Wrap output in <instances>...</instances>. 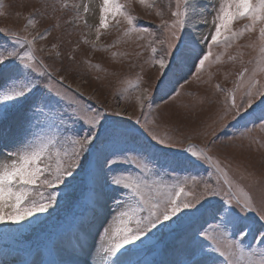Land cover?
Here are the masks:
<instances>
[{
  "label": "snow or ice",
  "instance_id": "snow-or-ice-1",
  "mask_svg": "<svg viewBox=\"0 0 264 264\" xmlns=\"http://www.w3.org/2000/svg\"><path fill=\"white\" fill-rule=\"evenodd\" d=\"M138 2L155 10L160 18L156 26L159 32L139 24L120 0H103L96 31L99 39L100 29L109 27V17H122L126 24L123 37L151 38L146 45L151 52L146 62L158 66V73L156 80L136 97L142 110L145 105L151 108L157 80L172 84V94L165 93L167 104L191 78L199 80L207 67L221 62L222 54L214 53L215 48H231L257 26L259 52L264 57V0H220L207 33L197 31L200 25L209 24L207 15L196 18L200 0H168L166 10L157 7L156 0ZM60 7L67 9L69 5L62 2ZM72 7L79 18L80 6ZM84 11H88L87 5ZM241 20L248 23L234 29L233 25ZM35 23L30 16L27 24L35 27ZM116 23L121 20L116 19ZM47 32L29 38L0 28V123L13 111L24 118L18 138L0 131V144L6 149L0 151L4 158L0 162V224L32 223L29 218L38 219L37 214L48 213L57 202L58 186H67L69 178H74L94 156L96 170L112 194L113 207L112 217L99 232L103 241L99 245V264H123L120 256L127 251L126 245L150 239L155 235L153 230L176 231L186 220L197 217L202 222L192 233L182 264H264V248L257 249L253 243L245 246L254 230L258 235H253V241L264 244V201L258 206L248 191L229 179L228 169L210 154L208 144L198 147L174 136H159L139 117L126 123L112 119L120 112L67 103L65 96L52 87L49 66L36 55V40L43 39ZM260 72L264 73V68ZM246 73L248 69L243 68L233 89L216 86L228 93L224 116L231 114L234 121L251 117L254 127L264 128V85L255 80V72L245 83ZM139 82L138 78L131 87L139 88ZM238 91L242 93L240 103L235 99ZM258 108L260 115L256 116ZM136 126L147 133V142H140ZM227 127V123L220 125L221 129ZM215 136L213 131L211 138ZM8 143H12L11 148ZM200 169L207 176L192 174ZM249 214L254 215L252 222H247ZM177 242L184 244L182 238ZM76 246L85 259L75 264H88L87 234L77 238Z\"/></svg>",
  "mask_w": 264,
  "mask_h": 264
},
{
  "label": "rangeland",
  "instance_id": "rangeland-1",
  "mask_svg": "<svg viewBox=\"0 0 264 264\" xmlns=\"http://www.w3.org/2000/svg\"><path fill=\"white\" fill-rule=\"evenodd\" d=\"M213 1L215 2L210 8L211 16L220 3V0H210ZM62 2H66L69 8L61 9ZM102 2L103 0H0V28L18 31L21 35H29V38L44 33L47 29V35L36 40V55L49 66L48 70L53 77L52 87L65 96L67 103L91 105L111 113L120 112V116H112V119L123 120L126 123H133L139 117L143 125L159 136H174L198 147L208 144L210 154L218 158L228 169L229 179L248 191L259 206L264 201V128L254 127L251 117L234 121L231 114L224 116L228 93L216 88L219 85L221 89H233L243 68L248 69L244 77L245 83L252 79V73L255 72V80L264 85V73L260 72V69L264 68V57H261L258 47L259 26L252 32H245L231 48L227 50L215 48L214 53L222 54L221 62L207 67L199 80L191 78L189 83L180 89V94L167 104L164 103V100H168L165 93L172 94L169 91L172 84L168 82L165 88L162 86L163 89L159 90L157 88L162 83L157 80L156 87L152 88L154 102L151 108L145 105L142 110L136 97L141 96L143 88L149 87L156 80L158 73V66L146 62L151 55L150 49L146 47L151 38L146 37L144 40H137L134 36L125 38L122 36L126 28L123 18L109 17V27L100 29L97 39L96 29L99 25V9ZM120 2L138 18L139 24L159 32L156 26L160 24V18L155 15V10L145 8L138 0ZM156 3L157 7L166 10L168 0H156ZM73 5L80 6L79 18ZM85 5L88 7L87 12L84 11ZM30 16L36 21L35 27L27 24ZM116 19H120L121 23L117 24ZM247 23L248 21L241 20L236 22L233 28L239 30ZM160 38L163 39V35ZM112 53L117 55L113 56ZM229 56H235L236 59L229 60ZM138 78L139 88H132L131 85L136 84ZM241 94L238 91L235 95L237 103H240ZM15 113V111L9 113L8 117ZM255 115H260L259 108ZM221 116H224V119H221ZM22 117L4 120L0 126L9 123L14 130L17 128L22 130L24 123ZM128 117H132V120H128ZM224 123H227L228 127L221 129L220 125ZM136 127L140 129V142H147L149 140L147 133L143 132L140 126ZM213 131H216L214 139L211 138ZM169 151L175 152L178 149ZM192 174L207 176L203 169ZM69 180L67 186H58L57 202L48 213L37 214L38 219L29 218L32 223L24 221L20 225L10 222L0 224V249H15L22 255L30 253L32 256L31 252L36 251L33 249L35 246L39 250L37 255L43 261L49 257V264H57L52 253V245L58 235L73 225L77 216L83 212L89 216L93 213V206L105 209L112 202V194L104 186L103 179L96 170L94 156L89 157L84 166L76 172L75 177ZM87 200H94L93 205L89 206L90 202ZM198 218L186 220L176 231L153 230L154 236L150 239L142 238V242L137 241L135 245H128L127 251L120 258L131 261L133 257L136 259L133 264H179L175 258L167 263L160 262L161 249L168 239L184 235L186 233L184 229ZM91 219L96 220V222L92 220L91 223L95 225L92 226L94 233L93 236L87 235V238L90 237V249H94L96 244H99V232L108 220L105 222L104 217L101 218L99 214H94ZM254 219V215L249 214L247 222ZM174 233L178 234L172 236ZM253 235H258V232L254 230L246 238L245 246L253 243L257 249L264 248V244L259 240L253 241ZM70 241L75 243L76 240ZM185 243L182 247L186 246ZM84 255L83 253L79 256L85 258ZM186 255L187 253L178 257L181 263Z\"/></svg>",
  "mask_w": 264,
  "mask_h": 264
},
{
  "label": "bare ground",
  "instance_id": "bare-ground-1",
  "mask_svg": "<svg viewBox=\"0 0 264 264\" xmlns=\"http://www.w3.org/2000/svg\"><path fill=\"white\" fill-rule=\"evenodd\" d=\"M212 1V0H211ZM214 2H210V0H200L198 9H197V19L201 18L203 15H207V19L209 21V24L207 26L205 25H200L197 29V31L199 32H204L207 33L209 28L211 27V21H212V16L210 15L211 13V6L214 5ZM182 82V81H181ZM168 85V81L165 83H162L157 89L161 90L163 88H165L164 86ZM163 86V88H162ZM169 94V93H168ZM158 98V97H157ZM154 100V99H153ZM158 100V99H157ZM156 101V100H155ZM154 102V101H153ZM159 102V101H158ZM157 102V103H158ZM156 103V102H155ZM154 103V104H155ZM14 118L16 120V118H20L22 117V113L20 112H16L13 116L11 117H7V119L5 121H9L11 118ZM23 118V117H22ZM18 120V119H17ZM18 121H16L17 123ZM20 122H22V120H20ZM16 125V124H15ZM19 125V124H18ZM17 126V125H16ZM20 127V126H19ZM14 127H12V125H10L9 123H5V125L0 126V131L4 132L5 134L12 136L15 135V137H19V135L22 134V130H18L17 129H13ZM21 128V127H20ZM8 147L11 148V143H8ZM6 151V149H4L3 144H0V151ZM3 157L0 156V162H3ZM98 183V182H97ZM92 196V195H91ZM90 196V197H91ZM90 197H88V199H90ZM92 200V199H91ZM90 200V201H91ZM106 200V199H105ZM88 201V200H87ZM88 201V202H90ZM92 202V201H91ZM94 202V200H93ZM95 202H97L95 200ZM93 205V204H92ZM92 208V207H91ZM106 209V210H105ZM105 209H100L99 207L97 208L93 206L92 211L93 213L89 216H87L86 218H84L83 220L80 221V223L76 226H74L72 231H68L69 229H66V234L65 236L60 237L57 242L56 245L59 247V249H61V253L62 255H65V250L67 251L68 248L75 247V249L72 251L74 254H83V252L80 251V249L76 246L77 245V238L82 237L84 234H87L88 236H93L92 233H94V228H92V226H95L92 223V220L96 222V220L91 219V217L94 214H99V216L102 218L104 217V221L107 219L109 220L112 215H113V210L110 211V209H113L112 207V202L111 204H108L106 206ZM112 213V214H111ZM111 215V216H110ZM106 222V221H105ZM202 222L201 218L196 219L193 223H191L187 228H185L184 230L186 231V233H184V235L182 236H175L172 239V242H169L167 244L164 245L163 249H162V253H163V262L167 263L168 261H170L172 258L177 259L178 257L181 255H184L187 253L188 251V246L191 243V237H192V233L194 231V229L196 227L199 226V224ZM103 227V226H102ZM89 230V231H88ZM72 236V237H71ZM99 238V237H98ZM97 238V240H98ZM182 238L185 243V247L181 244H178V239ZM71 239L76 240L75 243H71ZM170 240V239H169ZM88 244L91 245V243H89L90 241V237L87 238ZM99 244H96V248L94 249H90L89 254L87 255V259H88V264H99V260L101 259V254L99 251V245L101 244V242L103 243V241H100V238L98 240ZM97 243V242H96ZM189 244V245H188ZM94 246V245H93ZM187 247V248H186ZM85 256V255H84ZM128 258V257H127ZM33 261H36L37 258L33 257L32 258ZM78 260L83 261L85 258H77ZM120 260L124 263L127 262L126 259L120 258ZM176 260V261H177ZM175 261V260H174ZM173 261V263H174ZM0 264H17L16 262V257L12 254H10L9 251L6 250H0ZM175 264V263H174ZM177 264V263H176Z\"/></svg>",
  "mask_w": 264,
  "mask_h": 264
}]
</instances>
